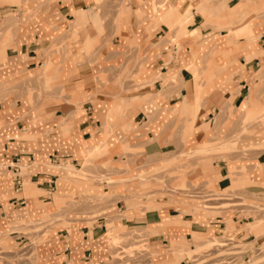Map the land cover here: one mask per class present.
Wrapping results in <instances>:
<instances>
[{
	"label": "crops",
	"instance_id": "crops-1",
	"mask_svg": "<svg viewBox=\"0 0 264 264\" xmlns=\"http://www.w3.org/2000/svg\"><path fill=\"white\" fill-rule=\"evenodd\" d=\"M126 1L127 23L104 43L89 25L99 23L90 0H0V256L31 252L30 263L14 264H192L203 255L177 257L186 250L180 241L201 236L224 239V253L214 247L204 256L242 264L264 242V234L244 237L242 227L264 223L254 229L231 209L206 215L193 197L178 205L145 199L138 194L147 183L124 179L161 165L168 145L176 153L209 146L208 129L227 109L244 117L264 109V0ZM239 31L247 37L229 34ZM136 46L145 54L137 76L144 84L97 90V65L122 62ZM204 59L211 69L199 75ZM167 118H176L174 136ZM255 153L249 165L259 169L240 180L247 193L264 196V152ZM228 171L220 159L201 174L221 189ZM42 219L49 224L41 230L14 229ZM108 227L140 232L133 238L146 249L127 256L109 244ZM232 236L249 247L229 251Z\"/></svg>",
	"mask_w": 264,
	"mask_h": 264
},
{
	"label": "rangeland",
	"instance_id": "rangeland-1",
	"mask_svg": "<svg viewBox=\"0 0 264 264\" xmlns=\"http://www.w3.org/2000/svg\"><path fill=\"white\" fill-rule=\"evenodd\" d=\"M88 7H92L98 14L99 23L96 25L89 24L96 35H105L104 43L109 41V38L117 34V28L127 21L124 20L122 16V8L128 7L126 0H90ZM161 0L156 2L160 3ZM117 9V15H110L111 10ZM138 21H143L145 17L136 16ZM107 30L109 33H107ZM108 34V35H106ZM174 32L172 33L173 37ZM231 37L236 38L238 36L247 37V33L242 31L229 33ZM173 40H171L172 42ZM95 42V40H94ZM174 46L176 45V39L173 41ZM134 52V56H132ZM130 55V56H129ZM123 61L114 62L110 59L108 62H103L98 64V71H95L94 80L97 86V90H111V89H122V83L124 80H129L131 82L130 86L125 88V91L135 89L144 84L143 80L137 78L140 73L142 61L145 54L138 51L136 46V51L126 49L123 52ZM211 69V63L209 59H204L203 62L198 66L197 73L199 75L207 72ZM201 79H199L200 81ZM203 80V79H202ZM49 79L45 78L40 81L39 86L47 88ZM258 105L256 112L251 117H244L242 110H228L224 113V116L218 117V120L214 123V126L208 129V145L205 147H199L200 149L196 151L175 150L171 149L168 145L167 152H165V158L161 165L148 166L146 170L141 168L138 172L142 171V176L137 175L127 178L125 176V185L132 186L137 181L140 183L142 181L143 185L147 183V188L141 189L138 194L139 197L145 199H153L166 197L164 201L177 203V200H182L181 196L193 197L199 201L200 212L206 215L219 214L222 211L231 209L232 211H239L238 217H243V221L247 222L252 219L254 223L250 226L253 228L261 227L264 223V196H257L252 193H247L245 187L249 185L246 181H241V177L246 175L250 167H257L259 165H249L253 160V155L255 152H264V109ZM150 115L148 116L147 123L149 124ZM169 127L167 128V136H174L176 133L175 120L176 118H167ZM227 120V121H226ZM226 121V123L224 122ZM230 121V124L228 123ZM147 123L145 125H147ZM225 123V124H224ZM232 123V124H231ZM172 125V126H170ZM228 125H231L229 127ZM154 134V133H153ZM256 142L261 141V145H251L248 141L255 140ZM248 142V143H247ZM175 146V145H174ZM176 147V146H175ZM174 147V149H175ZM256 148L258 151H254ZM263 148V149H262ZM202 149V150H201ZM189 151V152H188ZM223 159L228 164L232 165V172L228 171V179L230 184L224 188H217L212 183V178L209 175H202L201 173H206L211 170V163ZM255 162V161H254ZM261 167V166H260ZM125 170L127 171L126 167ZM137 171V168L134 169ZM124 176V175H123ZM130 180V181H129ZM205 180L204 182H198ZM119 182L124 183L122 178L119 177ZM137 182V183H138ZM135 186V185H134ZM139 187V186H138ZM198 190V191H197ZM145 205V204H144ZM178 205V203H177ZM208 206V208H204ZM217 206V207H216ZM248 217V218H247ZM246 218V220H245ZM48 221L45 219L39 220L35 223L23 224L21 226L15 227L14 229L20 228V231L35 232L47 227ZM49 224V223H48ZM110 226V225H109ZM256 226V227H255ZM119 227L116 230L108 227L107 236L109 237V244L112 247L118 246L122 250L124 248V253L127 256L133 255V252H140V250L146 249L145 241H135L133 235H141L137 231H125ZM244 232L243 236L246 237L247 234L252 233L255 236L264 234V227L261 229L257 228V231H253L248 227H242ZM123 233V234H121ZM210 238L205 237H192L190 240L180 241L183 244L184 249L179 252L177 257H183L184 255L191 260V254L197 253L201 258L196 259L192 264H225L228 263L229 259L225 257L213 258V256L207 255L203 251L209 248H216L215 252L218 254L224 253L225 248H219L223 243V238ZM31 242L35 244L38 242V237L31 239ZM262 242V241H261ZM170 245V244H169ZM219 245V246H218ZM192 246L193 250L188 249ZM229 251L240 250L243 251L245 248L249 247V244H244L239 242L232 236V240L229 245ZM171 247V245L169 246ZM238 248V249H237ZM173 256L175 252H173ZM118 252L114 256L117 255ZM178 254V253H176ZM182 254V255H181ZM181 255V256H180ZM5 259L7 264H14L18 260H25L31 262L32 255L31 252L15 253L10 257L0 256L1 260ZM247 261H242V264H264V242L259 244L256 248L252 249V254L247 257ZM236 261H239V255L236 257ZM173 264V263H172ZM175 264V263H174ZM230 264H234L231 262Z\"/></svg>",
	"mask_w": 264,
	"mask_h": 264
},
{
	"label": "built area",
	"instance_id": "built-area-1",
	"mask_svg": "<svg viewBox=\"0 0 264 264\" xmlns=\"http://www.w3.org/2000/svg\"><path fill=\"white\" fill-rule=\"evenodd\" d=\"M17 177H18V176H17V172H15V173H14V178H15V182H16V183H17V181H18V180H17Z\"/></svg>",
	"mask_w": 264,
	"mask_h": 264
}]
</instances>
